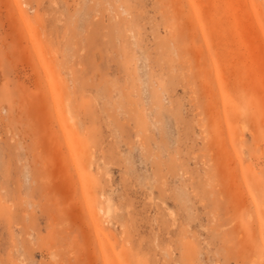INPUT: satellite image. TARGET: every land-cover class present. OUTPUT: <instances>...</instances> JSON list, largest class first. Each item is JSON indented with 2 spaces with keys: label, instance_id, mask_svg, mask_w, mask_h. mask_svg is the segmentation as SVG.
<instances>
[{
  "label": "rangeland",
  "instance_id": "1",
  "mask_svg": "<svg viewBox=\"0 0 264 264\" xmlns=\"http://www.w3.org/2000/svg\"><path fill=\"white\" fill-rule=\"evenodd\" d=\"M0 264H264V0H0Z\"/></svg>",
  "mask_w": 264,
  "mask_h": 264
},
{
  "label": "bare ground",
  "instance_id": "2",
  "mask_svg": "<svg viewBox=\"0 0 264 264\" xmlns=\"http://www.w3.org/2000/svg\"><path fill=\"white\" fill-rule=\"evenodd\" d=\"M218 57H219V55H218ZM203 58H204V57H203ZM203 58H201V59H203ZM217 59H218V58H217ZM203 60H204V59H203ZM221 60H222V59H221ZM221 60L219 59V61H221ZM198 61H199V59H198ZM221 62H222V61H221ZM199 63H200V62H199ZM203 63H204V62H203ZM205 63H206V62H205ZM222 63H223V62H222ZM203 66H206V65H203ZM203 66H202V68H204ZM202 68H201V69H202ZM205 68H206V67H205ZM223 68H224V67H223ZM199 69H200V68H199ZM221 71H222V69H221ZM224 71H225V70H224ZM230 71H231V70H230ZM231 72H232V71H231ZM234 72H235V71H234ZM204 73H205V72H204ZM204 73H202V74H204ZM207 73L209 74V72L207 71V72H206V75H203V76H204V77L207 76ZM224 73H225V72H224ZM229 73H230V72H229ZM236 74H237V73H236ZM203 76H202V77H203ZM230 76H231V75H230ZM199 78H200V77H199ZM201 80H202V79H201ZM201 80H200V81H201ZM203 80H205V79H203ZM222 80H223V79H222ZM223 81H224V80H223ZM186 82H187V81H186ZM191 83H192V82H191ZM196 83H197V81H196ZM224 83H225V81H224ZM227 83H228V82H227ZM210 84H211V83H208V86H209ZM212 85H213V84H212ZM226 85H227V84H226ZM206 86H207V85H206ZM208 86H207V87H208ZM188 87H189V86H188ZM207 87H206V88H207ZM209 87H210V86H209ZM225 87H226V86H225ZM190 88H191V86H190ZM199 88H200V87H199ZM204 88H205V87H204ZM227 88H229V87H227ZM232 88H234V87H232ZM223 89H224V88H223ZM192 90H193V89H192ZM204 90H205V89H204ZM233 90H234V89H232V91H233ZM208 91H209V90H207V89H206L205 92L203 91V92H204V95H205L206 92H208ZM223 91H224V90H223ZM225 91H226V89H225ZM234 92H235V90H234ZM234 92H233V93H234ZM193 93H194V91H193ZM208 93H210V92H208ZM231 93H232V92H231ZM235 93H236V92H235ZM235 93H234V94H235ZM256 93H257V92H256ZM211 94H212V93H211ZM213 94H214V93H213ZM207 95H208V94H207ZM207 95H206V96H207ZM209 95H210V94H209ZM256 95H257V94H256ZM215 96H216V95H215ZM210 97H212V96H210ZM208 98H209V97H208ZM205 100H207L206 97H205ZM208 100H209V99H208ZM235 100H236V99H235ZM235 100H234V101H235ZM232 101H233V100H232ZM236 101H237V100H236ZM206 102H207V101H206ZM209 102H210V100L208 101V103H209ZM222 103H223V102H222ZM209 104H211V103H209ZM214 105H215V104H214ZM238 105L241 106L240 104H238ZM207 107H209V106H207ZM226 107H229V106H226ZM226 107H225V108H226ZM210 109H212V108H210ZM210 109H208V112H207V113H204V114H206V116H207L208 114L211 115L212 112L209 113V110H210ZM210 111H211V110H210ZM245 111H247V110H245ZM205 112H206V111H205ZM239 112H240V111H239ZM241 112H242V111H241ZM216 113H218V112H216ZM236 113H237V112H236ZM244 113H245V112H244ZM244 113H243V114H244ZM233 114H235V113H233ZM233 114H232V115H233ZM215 115H216V114H215ZM230 115H231V114H230ZM232 115H231V116H232ZM238 115H239V114H238ZM212 116H213V115H212ZM216 116H217V115H216ZM235 116L237 117V114H236ZM235 116H233V118H234V119H237V118H235ZM241 116H242V115H241ZM209 117H210V116H209ZM250 117H251V116H250ZM206 118H207V117H206ZM216 118H217V117H216ZM233 118H232V121L234 122V119H233ZM214 119H215V118H214ZM206 120H207V119H206ZM238 120H239V119H238ZM241 120H242V119H241ZM211 121H212V120H211ZM232 121H231V122H232ZM235 123H236V121H235ZM218 124H219V123H218ZM233 124H234V123H233ZM238 128H239V127H238ZM232 129H234V128H232ZM215 130H216V129H215ZM243 130H245V129H243ZM240 131H241V130H240ZM251 134H253V132H252ZM241 135H242V134H241ZM241 138H242V137H241ZM256 149H257V148H256ZM248 173H251V171H250V172L248 171ZM254 173H255V172H254ZM249 175H251V174H249ZM252 176H253V175H252ZM252 176H249V178L252 177ZM252 178H254V177H252ZM250 179H251V178H250ZM253 180H254V179H253ZM253 184H254V183H253ZM238 185H239V184H238ZM234 186H235V185H234ZM252 186H253V185H252ZM257 186H258V185H257ZM239 188H240V187H239ZM253 188H254V187H253ZM255 188H256V187H255ZM255 191H256V190H255ZM241 195H242V194H241ZM233 201H234V200H233ZM243 207H244V206H243ZM239 210H240V209H239ZM241 210H242V211H243V210H245V211L247 210V211H248V208H247V206H246L245 208H242ZM241 210H240V211H241ZM242 211H241V212H242ZM248 212H249V211H248ZM251 213H252V211L249 212V214H251ZM238 214H240V213H238ZM262 215H263V214H262ZM260 225H261V224H260V222H259V225H258V226H260Z\"/></svg>",
  "mask_w": 264,
  "mask_h": 264
}]
</instances>
